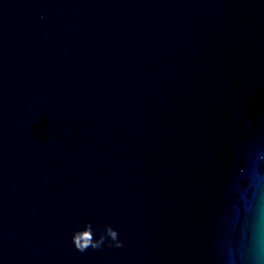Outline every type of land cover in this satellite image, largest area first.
<instances>
[{"label": "water", "instance_id": "water-1", "mask_svg": "<svg viewBox=\"0 0 264 264\" xmlns=\"http://www.w3.org/2000/svg\"><path fill=\"white\" fill-rule=\"evenodd\" d=\"M258 187L264 0H0V264H239Z\"/></svg>", "mask_w": 264, "mask_h": 264}, {"label": "clouds", "instance_id": "clouds-1", "mask_svg": "<svg viewBox=\"0 0 264 264\" xmlns=\"http://www.w3.org/2000/svg\"><path fill=\"white\" fill-rule=\"evenodd\" d=\"M240 206L247 222L242 228V244L235 259L239 264H264V190L259 187L254 189L251 197L241 199ZM97 231L100 234L94 237L92 225L85 223L71 236L74 247L81 252L89 248L99 249L105 244L106 238L110 242L109 246L122 247L118 233L111 226L105 225Z\"/></svg>", "mask_w": 264, "mask_h": 264}]
</instances>
